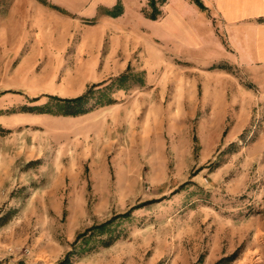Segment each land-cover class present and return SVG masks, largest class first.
Wrapping results in <instances>:
<instances>
[{
	"label": "rangeland",
	"instance_id": "1",
	"mask_svg": "<svg viewBox=\"0 0 264 264\" xmlns=\"http://www.w3.org/2000/svg\"><path fill=\"white\" fill-rule=\"evenodd\" d=\"M109 1L52 6L67 22L49 39L33 40L25 17L5 24L0 260L56 264L72 250L69 264H214L235 252L225 264H264V89L237 64L152 40L133 20L148 0L123 23ZM126 67L142 83H113L102 102L95 91L82 113L44 109Z\"/></svg>",
	"mask_w": 264,
	"mask_h": 264
},
{
	"label": "crops",
	"instance_id": "2",
	"mask_svg": "<svg viewBox=\"0 0 264 264\" xmlns=\"http://www.w3.org/2000/svg\"><path fill=\"white\" fill-rule=\"evenodd\" d=\"M90 1L13 0L6 8H0V39L6 38V22H17L23 17L29 20L35 30L33 40L40 39V34L49 39L54 23L60 25L61 22H67L66 18L51 9L52 6L61 4L66 12L75 13V10ZM121 1L123 11L117 18L123 23L125 16L130 15L129 9H136L135 3L139 0ZM146 1L143 0V3ZM201 1L204 7L194 0H164L158 3L160 14L156 18L134 11L133 20L143 23L146 27L144 33L152 40L163 42L166 50L194 49L201 56L237 64L244 68L252 81L264 89V0ZM18 5L25 6L23 14L19 12ZM11 15H15V19L10 20ZM15 38L18 39V36Z\"/></svg>",
	"mask_w": 264,
	"mask_h": 264
},
{
	"label": "trees",
	"instance_id": "3",
	"mask_svg": "<svg viewBox=\"0 0 264 264\" xmlns=\"http://www.w3.org/2000/svg\"><path fill=\"white\" fill-rule=\"evenodd\" d=\"M164 0H148V4L150 5V11L145 13L146 16L150 17V18H156L159 14H160V8L158 6V3L163 2ZM199 6L204 7L203 3L201 0H194ZM118 11V10H116ZM116 11H114L113 13H117ZM134 75H139L138 76V81L140 83H142V78L140 73L138 72H133L129 69V67H126V69L122 72H120L119 74L115 75L113 78H111L110 83H106L104 84V86H100V87H95L96 85H99L105 81H98V82H93L91 84H89L87 86V88L80 94L75 95V96H66V97H58V99L60 100L59 102H57V107L58 110L55 109L51 106H47V108H44L46 111H51L54 113H63V114H77V113H82L86 110L89 109V107L85 106V102L87 101V99L91 96H94V92L97 91V95H95V97H97L98 99H103L104 95H105V88L110 87L111 84L116 83L117 86L123 87L124 86V81L129 78L130 76H134ZM96 89V90H95ZM103 100H101L100 102H102ZM113 101V98L111 96H107V98L104 100L105 103L111 102ZM129 214V212H119L116 213L114 215H112L111 217H109L108 219L100 222V223H96V224H92L90 226H88L84 231L80 232L78 234V237L81 235H84L86 231H90V234L92 233H100V232H104V231H108L109 229V224L111 223V221L118 217V216H124ZM78 237H76L72 243H76ZM111 238H106L104 239V244H108L110 242ZM72 253V250H68L65 255L56 262V264H69L71 262L70 259V254ZM235 252H232L231 254L228 255H223L221 257H219L214 264L217 263H223L225 264L226 262H228L229 260H232L235 257ZM0 264H8L6 262H4L3 260H0ZM14 264H25V262L23 260H18L16 263Z\"/></svg>",
	"mask_w": 264,
	"mask_h": 264
}]
</instances>
